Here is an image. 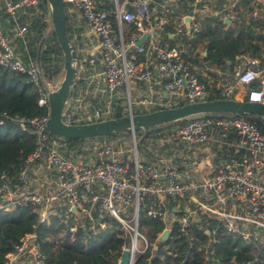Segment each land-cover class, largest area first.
<instances>
[{
	"label": "built area",
	"instance_id": "2783aa9c",
	"mask_svg": "<svg viewBox=\"0 0 264 264\" xmlns=\"http://www.w3.org/2000/svg\"><path fill=\"white\" fill-rule=\"evenodd\" d=\"M107 1L65 0L70 5L68 12L79 11L97 36L98 53L89 62L94 68L101 63L103 75V86L93 98L91 82L83 88L77 85L63 110L66 123L112 118L118 99L124 100L125 115H134L208 100L212 94L237 98L238 84L245 86V92L237 99L264 102V66L259 58L239 55L232 73L217 70L214 85L210 77L203 80L194 72L185 59L186 41L194 40L203 30L197 13H202L200 3L206 0H109L114 5L110 9L102 6ZM181 1H189L193 10L180 15L171 42L164 36L171 37L167 26L175 4ZM39 3L3 0L15 22L9 30L25 39L29 25L20 22L19 14L31 7L39 10ZM252 13L258 17L257 10ZM226 17L239 23L244 18L234 3ZM43 18L52 19L51 6ZM144 34L147 36L138 44ZM0 65L27 74L38 86L39 104L49 107L48 96L54 86L50 84L49 90L43 87L39 63L32 57L24 61L1 25ZM254 81L258 87L250 86ZM139 84L143 91L135 96L133 88ZM105 92L110 99L95 106V100L103 99ZM114 94L115 101L111 99ZM48 118L49 113L21 119L33 128L35 148L17 175L0 169V213L32 207L38 225L51 226L57 221L70 229L73 238L75 231L84 227L85 241L107 227L106 218L115 217L130 235L124 250H131V264L150 244L139 230L143 213L164 224L159 241H165L166 230L170 237L175 229L188 242V250L197 245L203 256L215 258L221 239L231 236L247 247L250 255L243 261L234 256L233 264H264V132L248 118L203 113L152 131L149 128L145 135L157 139L159 147L179 148L173 152L156 149L151 156L140 151L137 132H129L131 140L123 134L114 140L106 136L88 139L82 153L67 155L64 151L69 147L62 137L48 130ZM152 145L148 143L146 150L152 152ZM198 231L205 232L206 238ZM4 264L52 263L34 230L21 237L6 254Z\"/></svg>",
	"mask_w": 264,
	"mask_h": 264
},
{
	"label": "trees",
	"instance_id": "16d2710c",
	"mask_svg": "<svg viewBox=\"0 0 264 264\" xmlns=\"http://www.w3.org/2000/svg\"><path fill=\"white\" fill-rule=\"evenodd\" d=\"M0 2V25L4 36L7 37L9 29L14 27L15 22L2 5L3 0ZM188 2H179L177 13L189 12L191 6ZM67 4L69 3L66 2V10L70 34ZM49 6L48 0H40L39 10L31 7L22 11L19 14V20L21 23L29 25L26 38L14 36L16 49L24 61H28L29 57H32L39 63L42 73L41 83L46 90H49L50 84L56 85L54 86L56 88L65 74L64 52L57 39L53 21L43 18L45 12L49 10ZM102 6L110 9L114 5L108 0ZM13 34L15 33L13 32ZM166 37L173 40L169 34ZM199 42L204 44L203 50L206 51V55L199 51L193 56ZM185 50L184 57L190 65L203 64V61H206L207 64L210 63L220 68H232L237 57L247 53L259 58L261 66H264V36L255 35L249 28L227 24L225 18L219 15L209 14L204 18L203 30L194 40L186 41ZM140 57L142 56L140 55ZM192 65L191 69L193 70ZM198 75L202 76L199 73ZM82 83L83 80H78L77 85ZM250 86L258 87L259 83L254 81ZM216 98L219 96L215 94L209 97V99ZM39 99L38 86L30 80L27 74L0 65V169L9 171L11 175H17L21 171L27 163L28 156L35 148L32 138L33 128L29 123L22 122L21 119L46 116L49 113V107L41 106ZM119 100L115 102L117 111L114 117L125 115L121 110V105L118 104ZM101 104H104L103 99L94 102L95 106ZM183 104L185 102L174 106ZM212 114L216 117L236 115L221 112ZM245 117L264 132V116L245 115ZM171 124L174 122L152 126L149 131L162 125ZM119 134L128 135L129 132ZM137 135L141 138L140 143L144 147L143 154L147 156H151L156 149L168 152L179 151L175 145L159 147L158 140H150L149 135H145L144 129L137 131ZM144 135L145 137L142 138ZM115 136L106 137L113 139ZM94 138L96 137L79 139L62 137L63 143L69 147L64 152L67 155L82 153L84 143L88 139ZM150 142L153 143L150 148L152 152L146 150ZM106 219L107 227L95 237H89L85 241L87 231L84 227H79L73 238L70 229L58 225L57 221H54L51 226L38 225L39 218L32 207L20 206L15 211L2 212L0 213V264H4L6 254L13 250L14 245L20 241L21 237L34 230L38 231L42 248L48 261L52 264H118L124 247L129 244L131 238L125 232L122 223L115 217ZM163 228L164 224L159 219L147 217L141 213L139 230L147 236L150 244L137 257L134 264H233L231 259L234 256L240 261L250 257L246 253L247 247H244L240 241L234 240L233 237L225 235L218 244L216 257L206 258L198 251L197 245L192 250H188V242L184 237H180L175 229L168 239L159 241L158 234ZM197 234L203 239L207 236L203 231H198ZM155 242L157 247L154 246Z\"/></svg>",
	"mask_w": 264,
	"mask_h": 264
},
{
	"label": "water",
	"instance_id": "95a60500",
	"mask_svg": "<svg viewBox=\"0 0 264 264\" xmlns=\"http://www.w3.org/2000/svg\"><path fill=\"white\" fill-rule=\"evenodd\" d=\"M52 11V21L59 44L65 57V75L59 86L50 91L48 130L54 134L68 139L91 138L98 136H113L121 132H137L148 130L152 126L164 123L178 122L190 116L203 113H232L236 115H261L264 116V102L250 101L237 98H216L180 106L160 108L151 112L137 113L112 117L100 121L69 124L63 120V110L73 95L78 82L79 55L72 43L68 32L67 10L65 0H48ZM187 27H190L191 16L186 17ZM228 23V19H226ZM147 35L139 40L141 44ZM104 98L109 100L108 92ZM111 99L115 101L117 95ZM170 231L166 230L163 239H168ZM119 264H131V250L125 249Z\"/></svg>",
	"mask_w": 264,
	"mask_h": 264
},
{
	"label": "crops",
	"instance_id": "0c3cea01",
	"mask_svg": "<svg viewBox=\"0 0 264 264\" xmlns=\"http://www.w3.org/2000/svg\"><path fill=\"white\" fill-rule=\"evenodd\" d=\"M234 3L235 9L239 15H243V22L239 23L235 19L227 18L228 8ZM175 11L171 16L170 23L167 26V30L171 32V37L173 38V33L175 31V27L179 21V17L182 14L191 13L193 9H190L189 12L182 11L177 13L178 4H175ZM200 7H202V12H207L206 16L209 14H213L214 16L224 17L225 21L228 19L227 24H231L234 27L240 26L246 29H251L255 33V35L264 36V0H206L205 2L200 3ZM257 10L259 12L258 17L255 18L253 16V11ZM204 13V14H205ZM69 14V22H70V36L72 43L79 55L78 59V79L83 80L81 85L78 87H85L86 83L91 82V98L93 95H97L99 89L103 86V75L100 73L102 70L101 63L98 64L97 67H92L89 58L91 56L97 55L98 51L96 49L97 36L90 31V27L87 21L82 17L81 13L77 10L72 12H68ZM199 16L202 13H197ZM205 16V17H206ZM202 19V17H201ZM203 21V19H202ZM203 23V22H202ZM171 28H168L170 27ZM204 27V24H203ZM10 31V30H9ZM15 34L13 32H9L7 37L13 44L16 46ZM166 39V35L164 36ZM169 40V39H168ZM171 40V39H170ZM173 41V40H172ZM171 41V42H172ZM174 42V41H173ZM203 43L199 42L197 48L195 49L193 56H195L199 51H202L203 55H206V51L203 50ZM189 51V50H188ZM201 60V59H200ZM237 64V59L232 68H223L224 71L232 73ZM192 65V64H191ZM194 72L201 74L202 78L207 80L209 77L212 79V84H215V78L217 74V70L220 68L218 66H213L210 63L203 61V64L192 65ZM221 68V69H222ZM134 95H140L143 91V87L141 84L134 85L133 88ZM237 98H241L245 92V86L238 84L237 85ZM104 97V96H103ZM105 101V98H103Z\"/></svg>",
	"mask_w": 264,
	"mask_h": 264
},
{
	"label": "rangeland",
	"instance_id": "374dc122",
	"mask_svg": "<svg viewBox=\"0 0 264 264\" xmlns=\"http://www.w3.org/2000/svg\"><path fill=\"white\" fill-rule=\"evenodd\" d=\"M69 4H67V9L69 10ZM205 12H202V14H200V16L202 17V19H203V24H204V18H205V16H206V13L204 14ZM65 75V74H64ZM63 78H64V76L60 79V81H59V83H58V85H57V87L59 86V84H60V82L63 80ZM52 86H56V85H54V84H52ZM124 100L123 99H120L119 101H118V104H119V106L121 105V110H124L125 109V106H124V102H123ZM99 106V105H98ZM124 113V112H123ZM129 135H130V137H129ZM131 133H129L128 135H126V137H129V140H131ZM112 140H114V138L112 139ZM139 147H140V151L143 153V145H142V143H140L139 144ZM143 214V213H142ZM141 247V246H140Z\"/></svg>",
	"mask_w": 264,
	"mask_h": 264
}]
</instances>
